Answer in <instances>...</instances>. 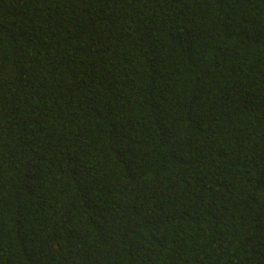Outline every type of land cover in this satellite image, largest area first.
<instances>
[{"label": "trees", "instance_id": "trees-1", "mask_svg": "<svg viewBox=\"0 0 264 264\" xmlns=\"http://www.w3.org/2000/svg\"><path fill=\"white\" fill-rule=\"evenodd\" d=\"M0 264H264V0H0Z\"/></svg>", "mask_w": 264, "mask_h": 264}]
</instances>
